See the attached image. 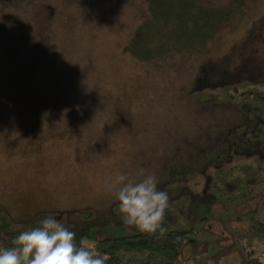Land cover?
I'll list each match as a JSON object with an SVG mask.
<instances>
[{
  "label": "rangeland",
  "instance_id": "374dc122",
  "mask_svg": "<svg viewBox=\"0 0 264 264\" xmlns=\"http://www.w3.org/2000/svg\"><path fill=\"white\" fill-rule=\"evenodd\" d=\"M25 1L28 8L39 2L48 13L59 16L60 27L54 50L45 57L44 63H37L38 73L17 64L9 69V33L8 48L2 51L6 58L0 59L3 69H0V207L12 223L24 224L39 212L64 219L63 208L74 206L72 196L89 197V201L95 196L97 200L87 205L95 211H105L112 202L117 203L107 192V185L121 172L137 177L143 170L145 175H154L159 183L165 176L169 184L183 183L191 190L201 191L206 176L197 171L203 168V160L197 159V154L204 155L223 146L228 138L234 137L233 126L229 123L217 126L212 136L207 135L204 145L192 144L187 139L189 143L185 147L179 146L175 139L174 147L167 141L169 144L166 142L161 150L155 151L151 166L145 159L149 156L146 150H152L155 145L148 137L153 134L154 125L169 111L175 113L173 118L191 112L193 106L194 114L197 108L208 109L205 115L210 113L213 109L209 103L214 102H210L213 100L209 93L218 95L226 79L245 76L246 86L264 89L261 82L264 78V0H241L243 16L235 12L224 21L217 35L208 41V52L172 51L147 61L138 60L122 49L136 24L148 14L146 0ZM201 2L222 6L228 0ZM0 9L9 13V0H0ZM21 54L22 62L29 63ZM220 75L226 76L223 81ZM204 77L209 80L199 85L198 80ZM34 80L43 91L51 93L45 98L50 104L41 108L33 124H28L23 111L9 113V99L18 98L9 97V93L13 94L18 87L14 85ZM188 87L190 91L185 92ZM243 88L236 86L238 91ZM188 95L195 98L191 100ZM244 111L240 106L225 105L221 112L234 118L232 123L237 124L245 118ZM96 120L99 126H95ZM194 121L196 125L201 122L206 126L208 120ZM77 135L89 143L80 140L76 143ZM91 145L99 151L93 152ZM182 151L184 155L179 158ZM131 159L135 162H130ZM247 161L234 160L226 174L242 179L233 191L239 198L231 200L229 208L215 202L210 217L185 220L193 224L180 253L181 263L237 264L234 240L238 239L243 247L246 240L244 235L234 237L236 229L244 230L252 210L264 220V175L260 179L246 177L242 165ZM175 172L177 175L173 178ZM220 194L227 198L226 191ZM171 207L174 219L166 217L165 220L173 223L179 219L182 209ZM220 212L224 213L223 217L219 216ZM83 241L91 242L90 239ZM249 247L257 249L264 258L263 241L253 237Z\"/></svg>",
  "mask_w": 264,
  "mask_h": 264
},
{
  "label": "trees",
  "instance_id": "16d2710c",
  "mask_svg": "<svg viewBox=\"0 0 264 264\" xmlns=\"http://www.w3.org/2000/svg\"><path fill=\"white\" fill-rule=\"evenodd\" d=\"M25 2V0H9V13H4V9H0V21H3L0 23V59L6 58L2 51L8 48L6 40L9 33V69L13 64H17V66H24V70H26L25 66H28L29 72L38 73L37 63H44L45 57L50 56V51L54 50L53 46L57 43V32L60 27L59 16L48 13L39 2H34L31 8H28ZM146 6L147 16L136 24L128 40L122 45L124 51L141 61L151 60L172 51L208 52V41L217 35L224 21L235 12L243 16L241 0H228L222 6L206 5L201 0H146ZM21 53L24 58L29 59V63L22 62L19 57ZM224 76H219L222 81L226 77ZM246 78L242 76L226 79L218 95L209 93L213 100L210 102L214 103H209L213 110L207 115L205 112L208 109L199 110L197 108L199 103H197V114H194V106L191 105L192 110L189 109L190 106L188 107V111L191 110V112L183 115L184 117L173 118L175 113L172 114L169 111L168 115L163 116L162 121L154 127L152 125L154 131L148 138L153 140L151 144L155 146L152 150L150 148L146 150L149 156H145L149 166L152 163L150 160L156 156L155 151L161 150L167 141L174 144L176 139L179 146L184 147L189 141L193 142L192 144L204 145L208 139L207 135L212 136L217 126L221 127L228 123L233 126L234 132V137L228 138L223 146L208 150L204 155L197 154L199 156H196L197 159L203 160L201 162L203 168L196 169L206 176L204 188L201 191L191 190L183 183L169 184L170 180H166L165 176L160 181L161 184L158 182L160 184L158 187L166 190L170 196L166 217L174 219L175 213H172L171 205L182 209L178 215L183 221L188 217H192V220L210 217L211 207L215 202L222 203L223 208H229L233 203L231 200L239 198V195H234L233 191L240 185L242 179L239 176L227 177L226 174L232 162L238 158L248 160L242 165L246 177L260 179L264 175V89L246 86L245 81L248 80ZM206 80L209 78L199 79L197 83L203 85L206 84L204 82ZM37 81L34 80L28 84L22 81L14 85L18 87L13 94L9 93V97H18L16 100L9 99V113L20 114L23 111L28 118V124H33L41 114V108L50 104L45 98L51 93L43 91ZM261 82L264 83V78ZM238 85L244 88L238 91L236 89ZM14 86L12 88H15ZM190 89L191 87H188L185 92H189ZM181 93H184L183 90ZM187 97L191 100L195 98L191 95ZM51 98L50 101H52ZM219 102L231 107H243L245 118L237 124L232 123L235 119L221 112L225 105ZM70 108L73 109L74 106ZM16 109H20L19 112ZM222 115L225 117H221ZM195 119L199 121L206 119L208 120L207 125L203 126L201 122L196 125ZM70 120L67 119V122ZM89 125L91 126V122ZM95 126H99L98 121ZM76 140H78L76 143L79 140L82 143L88 142V140L84 142V139L78 135ZM136 143L139 142L136 141ZM191 148L195 152L192 145ZM91 149L95 153L99 151L95 145H91ZM126 152L128 153V150ZM183 155L184 152H180L179 158ZM130 162H135V159H131ZM209 168L212 169L209 171ZM176 175L175 172L173 178H176ZM100 190L106 191L105 188H100ZM221 191L227 192V198L220 194ZM71 198H74V206L63 208L66 211L65 220L55 217L76 233L78 243L95 245L98 250L107 254L108 264H183L179 259L180 253L190 236L193 223L186 222L187 220L179 221L177 218L173 223L165 220L161 229L154 234L141 233L121 223L118 202L115 204L112 202L105 211L104 209L95 211V208L89 205L97 200L95 196L93 201H89V197L85 199L72 196ZM87 202L90 203L87 205ZM219 216L223 217L224 213L220 212ZM45 217H48V214L39 212L18 226L12 223L0 207V247L11 246L12 240L20 231L36 226ZM236 230L234 237L244 235L246 240L245 247L239 244L238 239L234 240L238 256L237 264H264V258L259 256L257 249L249 247L253 237L264 242V220L256 217L252 210L244 230L239 228ZM83 239H90L91 242L85 243Z\"/></svg>",
  "mask_w": 264,
  "mask_h": 264
},
{
  "label": "clouds",
  "instance_id": "9594fccd",
  "mask_svg": "<svg viewBox=\"0 0 264 264\" xmlns=\"http://www.w3.org/2000/svg\"><path fill=\"white\" fill-rule=\"evenodd\" d=\"M137 177L121 172L107 190L118 202L122 224L154 234L165 221L170 196L158 187L154 175L141 170ZM108 260L95 245L78 243L76 233L53 216L20 231L11 246L0 247V264H108Z\"/></svg>",
  "mask_w": 264,
  "mask_h": 264
}]
</instances>
